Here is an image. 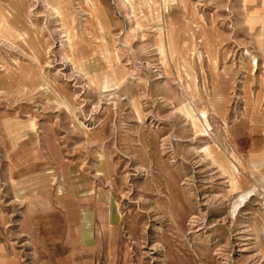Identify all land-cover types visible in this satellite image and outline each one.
I'll return each mask as SVG.
<instances>
[{"label": "rangeland", "instance_id": "obj_1", "mask_svg": "<svg viewBox=\"0 0 264 264\" xmlns=\"http://www.w3.org/2000/svg\"><path fill=\"white\" fill-rule=\"evenodd\" d=\"M3 113L74 138L118 117L125 165L78 182L123 195L132 264H264V0H0V138ZM0 168L4 249L23 180Z\"/></svg>", "mask_w": 264, "mask_h": 264}, {"label": "crops", "instance_id": "obj_2", "mask_svg": "<svg viewBox=\"0 0 264 264\" xmlns=\"http://www.w3.org/2000/svg\"><path fill=\"white\" fill-rule=\"evenodd\" d=\"M2 116L0 166L6 164L7 183L12 186L22 175L19 191L24 206L14 221L19 243L8 242L4 249L1 244L0 264H22L23 258L26 264H132V248L124 241L123 195L116 199L113 184L78 182V177L113 174L125 165L114 164L113 159L114 150L121 154L133 150L124 147L125 129L118 117L111 124L101 120L93 128L81 122L74 138L55 122L45 127L36 115ZM156 142L153 132L145 145L154 156ZM88 159L96 162L89 164ZM125 187L124 176L120 193Z\"/></svg>", "mask_w": 264, "mask_h": 264}, {"label": "bare ground", "instance_id": "obj_3", "mask_svg": "<svg viewBox=\"0 0 264 264\" xmlns=\"http://www.w3.org/2000/svg\"><path fill=\"white\" fill-rule=\"evenodd\" d=\"M248 195L247 196H245L244 198H242V200H241V202L240 203H244L247 199H248ZM241 205V204H240ZM240 205L238 204V205H236L237 207L234 209V211H233V214H235L236 213V211H237V209L240 207Z\"/></svg>", "mask_w": 264, "mask_h": 264}]
</instances>
